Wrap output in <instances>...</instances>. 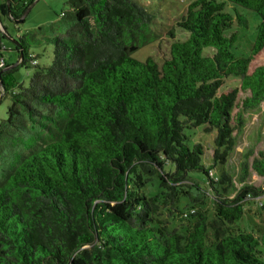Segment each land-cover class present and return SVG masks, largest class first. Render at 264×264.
Masks as SVG:
<instances>
[{"label":"trees","instance_id":"trees-1","mask_svg":"<svg viewBox=\"0 0 264 264\" xmlns=\"http://www.w3.org/2000/svg\"><path fill=\"white\" fill-rule=\"evenodd\" d=\"M9 2L0 15L18 19L34 0ZM228 2L260 17L248 56L232 51L239 35ZM66 3L54 23L16 38L24 57L13 43L19 63L1 69L10 104L0 121V264H264V222L258 237L236 226L264 187L245 183L244 162L230 197L232 177H211L186 133L216 130L214 162L224 163L243 112L264 102V0H193L177 23L187 36L162 64L132 56L158 39L154 12L136 0ZM32 44L53 46L49 65L28 52ZM22 65L35 67L27 86L10 82ZM232 76L237 85L219 92ZM251 168L264 176L263 151ZM155 175L163 190L148 196ZM194 175L215 193L212 215L177 207L191 194L175 183ZM162 205L190 225L171 228L159 219Z\"/></svg>","mask_w":264,"mask_h":264},{"label":"rangeland","instance_id":"rangeland-1","mask_svg":"<svg viewBox=\"0 0 264 264\" xmlns=\"http://www.w3.org/2000/svg\"><path fill=\"white\" fill-rule=\"evenodd\" d=\"M192 1L193 0H136L137 3L142 4L148 10L154 12L155 18L152 23V29L156 32L158 39L153 43L143 46L138 51L134 52L132 56L140 61H144L147 57L151 56L159 64H162V62L169 57L172 42L175 40H182L187 36V33L183 31L177 23L187 5ZM2 2L3 0H0V3ZM67 10L68 5L66 0H38L22 23H16L8 16L1 14L0 20L2 25L0 26L6 29L9 38L16 39L21 34H30L34 31L38 32L40 27L54 23L60 18L61 13ZM226 10L234 15L235 20L232 30H237L239 35L238 41L232 47V51L237 56H248L256 37L260 17L254 11L230 2L227 3ZM235 11L245 18L246 24H240ZM171 31L174 32V37L170 35ZM5 42L10 49L5 54L7 62L10 65L15 64L18 60V53L15 50V45L8 38H6ZM28 52L36 56L40 66L49 65L53 58L52 45L45 44L35 46L32 44L29 45ZM258 63H264V51L260 55V61ZM34 70L35 67L32 66H19L10 76V82L27 86ZM238 81V77L232 76L226 78L219 92L228 87H235ZM240 96L242 98L244 94H240ZM9 104L10 97L5 90L0 87V121L7 117V108ZM237 110V108L234 109L233 116L236 114ZM243 116V129L240 133L235 132V134H237L236 144L224 163L214 162L216 149L214 138L217 133L216 130H207L206 125L190 126L186 130L190 142L200 144L203 151L202 159L204 166H213L209 171V175L213 178H218L223 172H226L232 177L233 186L229 187L227 190L230 197H234L237 190L242 186L239 178L242 174V164L244 162L248 164V175L245 183L257 187H264V176L258 175L251 168L253 158L257 156L260 151L264 152V102L255 109L244 111ZM165 169L168 173H173L175 171L174 166L170 164L167 165ZM198 177V175H194V177H189L185 181L175 183L180 185L183 191H187L191 194V197L186 196V199L181 198L177 207L182 209L184 206L191 205L195 207V210H208L209 215H212L214 207L213 197L215 193L206 177ZM197 185H199L200 188H198ZM162 190L163 188L160 185L157 175L153 176L145 189L148 196L158 194ZM159 219L167 221L171 228L176 227L182 229L190 225V221L185 215L169 207H164L163 205L159 211ZM263 222L264 195L251 198L246 202L242 219L236 223V226L240 229L250 231L258 237ZM261 256L264 258V250Z\"/></svg>","mask_w":264,"mask_h":264},{"label":"water","instance_id":"water-1","mask_svg":"<svg viewBox=\"0 0 264 264\" xmlns=\"http://www.w3.org/2000/svg\"><path fill=\"white\" fill-rule=\"evenodd\" d=\"M38 0H34V2H32V4H30L26 10L24 11V13L22 14V16L18 19H15V18H11L14 22L16 23H22L24 21V19L26 18V16L28 15V13L30 12V10L33 8V6L37 3ZM9 0H8V3H7V8H8V13H9ZM0 25H2L1 21H0ZM10 40L19 48V60L22 59L24 57V50L21 46V44L19 43L18 39H11ZM19 61H17L15 64H13V66H10L9 68H13V67H16L18 65ZM7 69V68H6ZM4 70H1L0 71V87L3 89V85H2V82H1V79H2V73H3Z\"/></svg>","mask_w":264,"mask_h":264},{"label":"built area","instance_id":"built-area-1","mask_svg":"<svg viewBox=\"0 0 264 264\" xmlns=\"http://www.w3.org/2000/svg\"><path fill=\"white\" fill-rule=\"evenodd\" d=\"M0 30L2 32H5V29L4 28H1L0 26ZM9 49L8 46L6 45V43L4 41H2L0 43V70L6 65L7 63V60H6V57H5V50ZM21 60V59H20ZM19 60V61H20ZM32 63H36V60H33ZM264 195V194H263Z\"/></svg>","mask_w":264,"mask_h":264}]
</instances>
